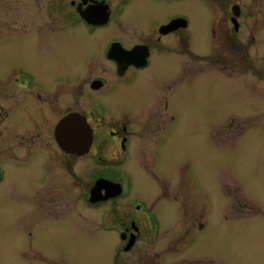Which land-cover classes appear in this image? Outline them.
Here are the masks:
<instances>
[{"label": "rangeland", "instance_id": "374dc122", "mask_svg": "<svg viewBox=\"0 0 264 264\" xmlns=\"http://www.w3.org/2000/svg\"><path fill=\"white\" fill-rule=\"evenodd\" d=\"M22 9L19 0H0V16L5 18L0 24H6L8 15L9 21L14 17V24L17 19L21 21L18 14ZM179 9L191 18L196 51L209 52L213 17L203 0H130L123 19L122 30L125 29L120 33L127 42L142 41L145 25L152 26L168 10ZM71 36L70 32H62L42 41L34 33L1 34L0 75L23 66L47 89H61L63 85L56 84L59 77L73 80L72 84L84 83V68L94 52L83 56L75 49ZM76 37V43L86 52L96 45V33L81 32ZM257 41L261 46L255 49V58L246 49L230 48L216 50L224 59L222 64L211 62L209 54L202 59L191 57V78L200 77L180 85L171 83L180 59L173 51H162L154 55L152 66L123 95L115 91L106 95L111 114L119 115V110L126 108L144 118L146 107L152 105L154 87L160 88L164 81L166 89H172L175 121L172 132L155 147L154 166L157 173L173 183L174 199L167 197L163 186L144 175L134 192L151 201L156 190L165 193L155 202L165 230L159 240L164 252L169 240L190 230L182 221L196 223L201 205L206 223L188 232L194 242L183 247L180 256L167 250L165 264H185L181 257L191 264H264V99L256 104L250 94L253 87L257 91L263 83L260 75L264 66L257 57L264 52V30ZM250 64L256 68L255 75H250ZM212 67H219L223 75L208 73L214 71ZM119 88L114 84L107 87L108 92ZM256 91L255 99L261 95ZM1 159L6 177L0 183V264H110L112 245L118 239L114 231L107 234L102 230L100 210L87 208L77 196L72 206L56 209L58 222H51L39 214L38 210L44 209H36L38 194L33 195L44 179V165L15 163L5 155ZM61 197L57 200L73 201L69 193ZM145 240L140 235L137 244L122 253L120 264H153V254Z\"/></svg>", "mask_w": 264, "mask_h": 264}, {"label": "flooded vegetation", "instance_id": "af4514ba", "mask_svg": "<svg viewBox=\"0 0 264 264\" xmlns=\"http://www.w3.org/2000/svg\"><path fill=\"white\" fill-rule=\"evenodd\" d=\"M129 1L19 0L23 6L22 13L18 14L21 21L17 19L14 24L12 13L11 21L8 15L6 24H0V35L34 33L42 41L57 33L70 32L77 51L83 56L94 52L84 68V78L87 79L84 83L72 84L73 80L66 77L57 78L56 84L63 85L64 90L63 87L47 89L41 86L36 75L23 66L0 75V183L6 177L3 155L15 163L43 164L44 179L40 189L34 190L33 194H38L36 209H44L38 210L39 214L56 223V209L72 206L78 196L87 208L100 210L102 230L107 234L114 231L118 239L112 245L110 264H120L122 253L130 251L140 235L146 239L148 251L153 254V264H165L167 250L180 256L183 247L194 242L188 232L193 228L201 229L206 223L201 205L196 223H191L190 219L182 221L190 230L169 240L164 252L159 240L164 237L165 230L155 202L166 195L155 188L156 195L151 201L134 192L144 175L163 186L167 197L174 199L173 183L157 173L154 166L155 147L172 132L175 121L170 101L172 89H166L164 81L160 88L154 87L152 105L146 107L144 118L127 112L126 108L120 109L119 115L111 114L106 95L113 91L123 95L127 88L134 86L139 76L145 74L143 71L152 66L154 55L162 51H173L180 59V67L171 82L179 85L200 77L191 78V57L202 59L209 54L211 62L222 64L224 59L216 50L230 48L246 49V53L248 50L255 58V49L261 46L257 36L264 30V0H203L206 11L213 17L210 26L212 49L207 53L196 51L191 18L183 9L168 10L161 15V21L152 26L145 25L142 41H125L121 33L125 29L122 30V26ZM3 18L1 15L0 20ZM81 32L97 34L96 45L91 51L86 52L76 43V34ZM218 35L221 36L219 41ZM257 59L264 66V52ZM230 60L233 66L234 60ZM212 69L214 71L208 73H224L219 67ZM250 69V75H255L253 64ZM260 78L263 81L260 89L256 91L253 87L250 91L256 104L264 99V73ZM112 84L120 88L108 92L107 87ZM255 91L261 93L257 99L253 95ZM64 120H67L65 127L71 131L62 132ZM80 122L86 127L85 137L73 132ZM80 144L86 145L80 147ZM99 180H103V187L95 190V183ZM68 193L73 200L70 203L57 200ZM31 196H27V204ZM72 225L65 224L67 227ZM181 260L185 264L193 263L186 257Z\"/></svg>", "mask_w": 264, "mask_h": 264}, {"label": "water", "instance_id": "95a60500", "mask_svg": "<svg viewBox=\"0 0 264 264\" xmlns=\"http://www.w3.org/2000/svg\"><path fill=\"white\" fill-rule=\"evenodd\" d=\"M66 122H67V120H64L63 123H62V127H61L62 132H64V131H71L70 129H68V128L65 127V125L67 124ZM83 124H84L83 122H80V124L78 125V127L73 130V132L75 131L76 135H79V137H85V133L87 132L86 127ZM63 136H65V135H63ZM85 145L86 144H80L79 146L80 147H83ZM101 187H103V180L97 181L95 183V186H94L95 190H99ZM89 199L92 200V201H94V199L92 197H90Z\"/></svg>", "mask_w": 264, "mask_h": 264}]
</instances>
